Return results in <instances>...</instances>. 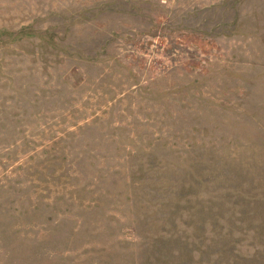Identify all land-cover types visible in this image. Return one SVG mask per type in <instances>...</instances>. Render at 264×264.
<instances>
[{"label": "rangeland", "instance_id": "374dc122", "mask_svg": "<svg viewBox=\"0 0 264 264\" xmlns=\"http://www.w3.org/2000/svg\"><path fill=\"white\" fill-rule=\"evenodd\" d=\"M0 264H264V0H0Z\"/></svg>", "mask_w": 264, "mask_h": 264}]
</instances>
